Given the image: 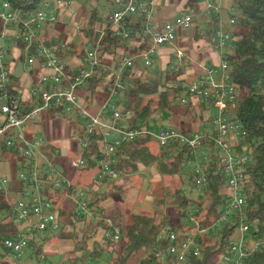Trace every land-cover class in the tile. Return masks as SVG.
Wrapping results in <instances>:
<instances>
[{
  "label": "built area",
  "instance_id": "built-area-1",
  "mask_svg": "<svg viewBox=\"0 0 264 264\" xmlns=\"http://www.w3.org/2000/svg\"><path fill=\"white\" fill-rule=\"evenodd\" d=\"M172 0H114V6L109 13L105 26L97 29L99 38L95 45L89 44L84 58V66L79 68V75L73 76L66 70V65L60 59V53L67 48L66 44L59 47L46 45L36 36V31L45 25L58 23L57 14L42 9L27 16L19 11H13L6 4H0V23L4 26L13 25L18 27L17 39L25 45L30 65L42 61L45 69L51 74L41 78L40 90L33 91L38 96V103L29 110L19 98L13 97L10 93L12 85L11 72L5 62V52L0 46V141L7 148L15 151L21 158L26 159L31 165L22 172L20 178L34 185L35 190L29 197L22 199L14 205L16 222L21 229L14 238L5 241L7 249L16 255H25L30 243H34L40 233H57L61 231L62 224L60 214L55 205L46 196H43L44 186L41 184L40 169L37 165L38 155L45 145L42 138L30 137L26 131L29 123L40 119L43 112L63 107L66 114L78 113L85 118L87 123L81 127V140L79 141L80 154L77 159H71V164L79 169L87 167L85 155H90L93 162L100 165V172L97 175L98 183L107 178H117L119 173L111 169L116 163V154L119 149L128 143L140 138H149L156 142L159 149L172 147L169 156H172L175 149L181 152L186 151L187 159L184 165L193 166L194 184L203 193L206 192L208 179L207 169L212 161L208 142H213L216 148L218 172L225 176L226 181L223 189L226 204L223 206L219 216L214 218L207 225H202L193 211H190L185 219V229L175 231L171 227H164L159 233V239L169 242L166 249H159L157 257L161 264H187L191 257L202 256L203 245L200 237L216 236L220 234L227 225L235 224L233 235L227 239V247L216 257V264H245L246 261L260 251V241L253 239L251 235L252 225L245 216L246 200L244 193V180L246 170L253 162L251 152L238 153L236 145L244 141L246 133L242 131L241 125L235 120V109L240 99V87L233 82L232 68L228 58L223 59L220 65H204L193 61L187 52L177 46L180 30L189 31L193 25V15L187 12L176 16L171 21L159 22L157 10L160 4H168ZM199 10L206 15H220L223 6L220 0H195ZM57 4L64 5L72 0H56ZM141 17L144 22V40L152 46L136 56L123 54L114 65H110L99 56L100 43L107 30L113 31L123 40H129L131 32L127 27V19ZM235 24V19L231 20ZM80 29V28H78ZM208 44L223 54L233 50L235 38L220 27H214L211 31L204 33ZM172 47L176 65L175 72L181 69L184 71L193 68L194 78L189 79L188 73L180 81L184 95L181 104L186 106L189 102L198 106L199 114L211 115V109L217 111L213 117L210 127L203 130L189 129L181 131L174 128H151L131 129L129 120L133 116L132 110L124 109L118 105L116 100L124 102L125 94L129 89L134 88L131 77L124 79V73L128 68H134L136 60L141 59L144 68H151L153 61L158 56V49ZM35 52L31 54V49ZM175 68V69H174ZM100 70L108 74L109 78L115 77L112 91L109 94V101L96 114L92 115L79 102L78 91L91 78L94 73ZM71 71V70H70ZM68 83V85H65ZM188 94L191 99L186 97ZM116 98V100H114ZM196 103V105H195ZM202 104L208 106L207 111L201 110ZM200 106V107H199ZM201 110V112H200ZM10 130L15 135H10ZM76 140V132L73 134ZM98 137L101 159L92 154L91 138ZM47 175L53 180V186L57 190L71 189L73 183L66 178L64 172L60 171L53 164H49L42 176ZM6 183V181H5ZM72 197L75 214L90 221L96 218L95 209L90 207V195L88 188L74 191ZM238 222L234 223V219ZM110 234H107V237ZM121 232L115 230L116 242L120 240ZM41 259L45 257L42 255ZM42 264H52L43 262ZM94 264H104L97 261Z\"/></svg>",
  "mask_w": 264,
  "mask_h": 264
},
{
  "label": "trees",
  "instance_id": "trees-1",
  "mask_svg": "<svg viewBox=\"0 0 264 264\" xmlns=\"http://www.w3.org/2000/svg\"><path fill=\"white\" fill-rule=\"evenodd\" d=\"M9 3L13 11H19L22 15L36 13L42 9H48L47 4L56 2V0H0ZM114 4V0H107ZM231 7L238 12L237 15V31L235 36L234 52L228 57L229 63L233 67V82L240 87V99L235 109V120L241 125L242 131L246 133L244 141L237 144L236 151L240 154L251 152L254 160L246 170V178L244 180V193L246 200L245 216L249 224L252 225L251 235L253 239L263 243L262 249L254 256L250 257L245 264H264V0H230ZM189 7L193 12H198L199 8L195 0H190ZM133 17L127 19V27L131 32L130 40H123L113 31L107 30L105 36L100 43L99 56L101 58L111 57L114 61L118 60L123 54L130 53L133 56L139 55L151 48V44L144 40V22L141 17ZM213 24L208 27L212 29L217 24V19L213 20ZM102 23L96 9L90 15L87 28L84 30L86 37L94 46L99 35L96 33L97 26ZM10 26V25H9ZM194 38L199 40V27H193ZM128 42H134L135 46L130 49ZM24 47V44L21 43ZM75 47V45H72ZM68 47H71L68 45ZM34 48L32 49V52ZM69 51L60 53V59L63 62ZM76 55H78L76 51ZM66 70L72 75L78 76V71H70L66 64ZM168 76L164 83L142 81L134 75V68L126 69L124 79L131 77L134 82V88L129 89L125 94L124 102L118 103L124 109L133 111V116L129 120V128L154 129L152 123L155 115L160 113L170 114L179 121L187 120L188 122L204 121L202 114H198L192 106V103L184 107L181 104L183 88L181 80L184 70L175 72L173 69L168 70ZM115 77L109 78L108 74H103L97 70L94 75L86 81L82 89L92 94L106 93L110 94L114 84ZM68 85V83H65ZM13 97H17V93L10 88ZM180 108V110H178ZM203 111L205 106H202ZM62 114H66L63 107L58 109ZM70 117V116H68ZM169 117V116H168ZM168 117H165L167 119ZM72 120V119H71ZM181 131H185L182 128ZM92 154L101 159L99 151L98 137L91 138ZM151 139L140 138L134 142L123 145L116 154V163L111 169L117 171L119 175L130 176L136 174L140 167L157 164L159 170L164 175L175 176L184 171V160L187 159L186 151L181 152L178 148L172 156V147L154 151L151 148ZM210 152L212 153V161L207 169L208 185L206 192L197 200H191L185 194L184 189L176 188L170 194L168 204L174 206L177 214V220L172 223L170 218L164 217L160 221H156L155 217L148 214L138 213L133 218L131 225H121L116 219L108 216L103 204L116 196L122 195L123 190L120 187L110 185L109 189L101 191L95 189L96 186L108 184L111 182L107 178L102 183H98L97 177L94 183L88 186V194L90 195V207L95 209L96 218L94 221L85 223L81 216L75 213L68 217V225L71 227L70 232H64V229L57 234L60 239L72 240L74 242V252L77 254L76 260L70 264H84L86 261L91 263L101 259L106 251L113 247V251L117 253L116 257H111L107 264H128L132 257L137 254H145L140 264H161L157 257L159 249H166L169 242L165 239H159V233L164 227H171L175 231L185 229V219L190 211H193L202 225H207L213 218L219 216L226 199L222 193V187L226 178L218 172V158L216 148L213 142H208ZM16 154L6 145L0 146V162L5 153ZM87 160V168L95 167L96 162L92 161L90 155H85ZM55 163V162H54ZM30 166L26 159L23 160V169ZM45 164L42 165V167ZM189 176L192 172L187 173ZM45 183L44 193L49 198H55L51 193L53 187L52 180L46 175L40 178ZM194 182V181H193ZM194 184H192V187ZM26 185H23V190ZM0 194L2 192L0 191ZM9 209L11 217H15L10 206L5 205ZM3 210V209H2ZM61 216L65 213L60 211ZM83 223V227L78 230L77 224ZM238 220L235 218L234 223ZM235 224L227 225L223 231L216 236L200 237L199 240L203 245L202 256L200 258L191 257L187 264H216V257L222 253L227 247V239H229L235 231ZM119 229L121 237L119 241H115V230ZM4 230H2L3 232ZM104 231L110 236L105 237L102 242H98L99 234ZM0 232V250L11 252L5 246V241L15 237V234ZM93 242L92 248L90 243ZM34 255H40L41 250L34 247Z\"/></svg>",
  "mask_w": 264,
  "mask_h": 264
},
{
  "label": "crops",
  "instance_id": "crops-1",
  "mask_svg": "<svg viewBox=\"0 0 264 264\" xmlns=\"http://www.w3.org/2000/svg\"><path fill=\"white\" fill-rule=\"evenodd\" d=\"M184 4L187 5V8L185 6L184 10L186 9V12L191 10L189 7V1L188 0H182ZM223 9L220 14V18L217 20L216 27H220L226 32H229L231 35L233 34V25L231 24V20L234 19L232 15V7L230 5V0H220ZM73 3V2H72ZM72 3H66L62 6H57L56 2H52L50 4H47L48 10L54 12L55 9L58 11L57 17H58V23L53 25H45L40 27L36 31L37 38L44 42L46 45H54L56 47H59L61 44H66L67 48L66 51H69L67 56L65 57V60L63 63L69 66V69L73 72L78 71L79 68H82L84 64V60H82V56H80V51L83 50V47L89 46L91 44L90 40L86 37L84 30L87 28L88 20H85L82 24L81 21V10L84 9V7H80V5L72 4ZM73 6V7H72ZM174 9L171 7L170 2L168 4L162 5L160 4L157 10V20L159 22H167L169 20L168 17L172 15V11ZM230 11V14H229ZM200 12L199 17L193 15V18L195 16V24L194 27H199V34L201 37V34H204L207 31H211L208 26L213 24V20H208L205 13L201 12V10H198ZM55 13V12H54ZM190 13H194L192 10ZM228 15L232 18H228ZM173 17V16H172ZM171 18V17H170ZM78 23V24H77ZM214 26V27H215ZM102 27V25H98L97 29ZM80 28V29H78ZM82 31V32H81ZM80 33V34H79ZM97 33V32H96ZM19 34V30L15 26H3L0 23V46L5 52V62L8 65L11 77H12V85L11 88H13L17 93V98L20 99L26 105L27 108L32 109L37 103H38V96L33 95V91L40 90V84H41V78L44 75L51 74V71L48 69H45L42 61H37L34 64L30 65L28 63V53L24 50V47L21 46V43L17 36ZM235 40L237 38L232 35ZM180 43H191V53H187L191 56L192 59L196 60V56L198 53L206 55V60L204 62L199 63H205L209 65H220L223 61V54L219 51L213 50L206 39L204 37H201L199 40H195L194 38V30L186 31V30H180L178 35V45ZM71 46V47H68ZM72 45H75L73 47ZM85 45V46H84ZM83 46V47H82ZM128 46L130 49H133L135 46L134 42H128ZM76 51L78 55H76ZM229 54L232 53V51L228 52ZM160 60L163 62L167 61V64L169 67H173L176 65V59L173 55V48L168 47H161L158 49V56ZM171 58L174 59L175 65L171 64ZM104 61L110 65H114V60L111 57L104 58ZM171 65V66H170ZM143 69L144 66L142 67ZM189 69V68H188ZM186 69V71L188 70ZM135 70V68H134ZM193 73V70L190 71ZM137 79H139L141 76L138 75V72H134ZM194 75L192 74L189 79H193ZM141 80V79H140ZM94 96H97L103 101V105L107 101L108 94L106 93H97L92 94L90 92L84 91L82 88L78 91V98L79 102L84 105L83 107L87 109L92 114H97L100 111L99 101L94 100ZM204 112V111H203ZM198 113V112H197ZM199 114V113H198ZM204 120L211 121L213 118V113L211 115L202 113ZM70 116V117H68ZM61 117L63 119H55ZM79 114H62L58 109H51L43 112L40 119H38L35 122L29 123L26 126V131L30 137L42 138L45 140V145L40 151V154L44 158L49 159L48 161L55 162L60 165L61 169H63L65 172L64 174L67 176L66 178L69 179L70 182L73 183L74 191L83 190L88 188V186L91 183H94V180L96 178V175L92 178V182H87V172L93 170L94 168L91 167L86 170L85 172H81L79 170H75L71 165L69 164L70 160L75 157H79L80 149L77 142L73 140V134L74 131L81 128V122L79 119ZM72 119V120H71ZM0 118V123H1ZM186 123H188L187 120ZM57 122H60V125H58ZM204 124L193 123L190 128L186 125L187 130L194 129V130H203L207 127H210V124L207 123L206 125L202 126ZM60 130L64 131V137H61ZM154 130H156L154 128ZM10 135L14 136L15 131L10 130ZM64 138H67L64 139ZM2 145V142L0 141V146ZM160 149L158 150V152ZM39 154V156H40ZM1 159V158H0ZM40 160L42 158L40 157ZM23 160L19 157V155L12 154V153H5L3 159L0 162V174H1V167L4 162H7L9 164V169L11 174H8V172L4 175H2L1 178H4L3 181H6L8 183V187L10 191L15 190V194L11 193V195H8L7 192L5 193L6 196L10 200V204H7L8 206H13L15 202L18 200H21L23 198L24 193H28L29 189L25 188L23 191V184L18 179L19 177V169L21 168L20 162ZM97 165V164H96ZM139 172V171H138ZM18 176V177H17ZM8 180V181H7ZM1 184V182H0ZM103 185H100L99 187H95V189H100ZM102 189V188H101ZM2 187L0 185V191L2 192ZM222 193H226V189L222 188ZM4 191V190H3ZM23 191V192H22ZM102 191V190H101ZM51 192L55 195V203L59 205V209L62 208V211L65 213L64 220H66L67 225L65 224L64 232H70L71 227L68 225V216L70 214L75 213L73 210V203L71 198L69 196L67 197L66 192L65 194L62 192V190L56 191L54 187H52ZM4 194V193H2ZM91 198V197H90ZM105 202L103 206L105 207ZM5 206V205H4ZM4 211H8L9 209L5 208ZM10 215V214H9ZM116 215V214H115ZM114 216V215H113ZM117 216V215H116ZM11 217V216H10ZM83 218V217H82ZM118 218V217H117ZM4 226L0 228V232L4 230L2 233H8L16 234L20 229L21 225L14 220L12 222V218H5L4 217ZM15 219V218H14ZM85 220V223L91 222L88 218H83ZM95 220V219H94ZM92 220V221H94ZM124 225H131L128 216L124 214L123 219ZM83 223L77 224V229L80 230L83 227ZM2 224V225H3ZM107 237V233L102 231L98 238V242H102L103 239ZM33 246L40 249L41 253L40 255H35V258H30L29 256L32 255L34 250L30 247L27 249L25 256L20 257L19 255H16L12 252H8L5 250H0V264H42L40 259L43 255L45 257L42 262H50L52 264H70L76 260L77 254L74 252V242L72 240H66V239H60V237H57V233H40L37 235L35 242L33 243ZM93 242L90 243V248H92ZM38 257V259H37ZM34 262V263H32ZM89 263V262H88ZM87 264V263H86Z\"/></svg>",
  "mask_w": 264,
  "mask_h": 264
},
{
  "label": "rangeland",
  "instance_id": "rangeland-1",
  "mask_svg": "<svg viewBox=\"0 0 264 264\" xmlns=\"http://www.w3.org/2000/svg\"><path fill=\"white\" fill-rule=\"evenodd\" d=\"M188 1H189V5H190V0H188ZM72 2L74 4H76V6L80 5V7H84V9L81 10V12H82L81 13L82 17H81V21H80L81 24L85 20H88L90 18V15L92 14V11L94 9H96L97 12H98V16L102 20L101 25L105 26V24L107 22V19L109 17V13H110V11L112 10V8L114 6L110 2H107V0H72ZM4 3H6V2H1L0 4H4ZM170 5H171V7L174 10L172 11V15L170 16L171 18L168 17V19H167L169 21L174 19L176 16H179V15H181V14L186 12V9L184 10V7H181L183 5V6H185L187 8V5L184 4V2L182 0H172V1H170ZM57 6H62L63 7V5H59V4H57ZM54 12L57 13L58 11H56V9H55ZM190 12H191V10H190ZM191 14L199 17L200 12H195V14L194 13H191ZM229 14H230V11H229ZM232 15H234L233 18L235 19V24L233 25V28H232L233 29V31H232L233 34L232 35L235 36V32L237 31V28H238L237 27V21H236L238 12L236 10H234L233 8H232ZM195 16L193 18L192 28L189 31L193 30V27H194V24H195V21H194L195 20ZM206 16H207L208 20H214V19L218 20L220 18V15L210 14V15H206ZM228 18H232V17H230V15H228ZM10 26H13V25H10ZM201 37H205V35L201 34ZM129 40H130V38H129ZM129 40H126V41H129ZM177 46L179 48L185 50L189 54L191 53V49L193 50V48L191 47V43H183V44L180 43L178 45V40H177ZM234 47H235V45H234ZM25 49L26 48H25V45H24V50ZM212 49L215 50L214 48H212ZM87 50H88V46H85V47H83V50L80 51V56H82V60H84L85 55L87 53ZM215 51H217V50H215ZM34 52H35V49H34L33 52H32V49H31V54H33ZM233 52H234V48L232 50V53L231 54L226 53V56L223 59H226V57L228 58L229 56H231L233 54ZM126 55L127 56H133L130 53H128ZM188 56L191 58L190 55H188ZM195 58H196V60L192 59V58L191 59L193 61L199 63V62H204L207 57L204 54L198 53ZM171 64L175 65L174 59H172V58H171ZM203 64L211 66L209 64H205V63H203ZM143 66L144 65H143V62H142L141 59L136 60L134 68H135V71L138 72V75L141 76L139 79H141L142 81H151V82H160V83H164L166 81V78H167L168 72H169L168 70L173 69L172 67L171 68L169 67V65L167 64V61L163 62L162 60L159 59V57L153 61V64H152L151 68L143 69L142 68ZM230 66L232 68V78H233V67H232L231 64H230ZM192 70H193L192 67L189 68L187 71L185 70L184 71V75L186 76L187 73H188V76L190 78V76L192 75V73L190 71H192ZM182 95H184V93ZM186 97L188 99H191V97L188 94H186ZM93 99L96 100V101H99L98 108L102 109V107L106 103H108V101H109V94H108V97H107V101L105 102L104 105H103V101L100 98H98L97 96H94ZM114 100H116V98H114ZM116 102L119 103L120 101L118 102V100H116ZM195 105H196V103H195ZM186 106H184V107H186ZM192 106L195 109V111L198 112V110H197L198 106H194V105H192ZM202 106H205V104H202ZM202 106H201V110H202ZM208 109H209V107L205 106V111H207ZM178 110H180V108H178ZM201 110H200V112H201ZM211 113H213V117L217 116V111L215 109H211ZM92 115H96V114H92ZM165 117H168V118L165 119ZM55 119H57V121H58V119H63V118L58 117V118H55ZM79 119H80V122L82 123L81 126L82 127L85 126L86 123H87V120L85 118H82V117H79ZM57 123H58V125H60V122H57ZM193 123L194 124L198 123V125L202 123V124L206 125L207 123L210 124L211 121H209L207 119V120H204L203 122L194 121ZM193 123L190 122V121L188 123H186V121H184V120L183 121H181V120L179 121L173 115H170V114L166 115V114L160 113L158 115H155L152 125H153V127L156 130H158L160 128H174V129H178V130H180L182 128L183 130H187L186 125L189 126L188 128H190V126ZM204 125H202V126H204ZM80 130H81V128H79V129L74 131V132H76L77 138L75 140L74 137H73V140L75 142H77V144H79V141L81 140L80 134H78L80 132ZM59 132L61 133V137H64V135H63L64 131L60 130ZM64 139L67 140V138H64ZM151 148L154 151H158L159 150V146H158V144L156 142H152L151 143ZM41 155H44V154L41 153L40 156L38 155L39 159H37V165H38V167L40 169V177L41 178L44 177V176H42V172H45L47 170L48 165L50 163L53 164L54 166H56L60 171L65 172L63 169H61L59 164L51 162V161H48L49 159H46V157L44 158ZM40 157L42 158V160H40ZM77 158L78 157H75V158H72V159H77ZM21 159L24 160L23 158H21ZM21 163H22V161L20 162V166L22 165ZM29 164L31 165V163L28 162V165ZM43 164H45V166L42 167ZM69 164L75 170L76 169L79 170V168L74 167L71 164V162H69ZM22 166L19 169V177L18 176L17 177H18V179L21 181V183L23 185H26L25 188L29 189V192L28 193H24V195H23L24 197L21 198V200L25 199L26 197H29L30 193H32L35 190L34 185H32V184L28 183V181L23 180V179L20 178L22 172H24V171H26V169H28V168L23 169ZM184 166H185L184 167L185 173L182 172V173L177 174L175 176L164 175L159 170L158 165L154 163V164H151L149 166L140 167L139 172H137L136 174H133V175H130V176L119 175L115 179L109 178V180L111 182H109L108 184H104L102 187H100V190L105 191V190L109 189L110 185H114V186L120 187L124 192H123L122 195L116 196L115 198L110 199V200L107 201V203L105 204V209H106V212H107L108 216L111 217L112 220L116 219L117 220L116 222L121 224V225L125 224V223H123L124 222L123 221L124 214H126L128 216V218H129L130 222L133 223V218L138 213L148 214V215H150L152 217H155L156 221H160L164 217H167V218L171 219L172 223H175L176 220H177L176 211L174 209V206L168 204V200L170 198V194L173 192V190L176 189V188L184 189L186 196L188 198H190L191 200H197L202 195L201 189L197 188L195 186L194 182H193L194 181L193 180L194 179V174L192 173L191 176H189L187 174L188 172H193V166L192 165H190V166L184 165ZM86 168H84V169H86ZM93 168H94L93 170L87 172V182L88 183L89 182L91 183L92 182V178L95 175L97 177V175L100 172V165L98 163ZM84 169H80L79 171L85 172L86 170H84ZM7 172H8V174H11L10 169H9V164L7 162H4L2 167H1V174H0V182H1L0 185H1L2 189L4 190V191L2 190V193H4V194H0V228H2L4 226V224H3V222L5 220L4 217L6 219L7 218L8 219L12 218L13 219L12 222L15 220L14 217H10L11 215H9L8 211L2 210V209H5L4 205L10 204V200L6 196L5 193L7 192L8 195H11V193L15 194V192H14L15 190L10 191L9 187H8V183H5V181H3L4 178H1L2 175L6 174ZM39 181H41V180H39ZM41 184L45 188V183H43L41 181ZM52 184H53V180H52ZM192 184H194L193 187H192ZM55 190L59 191L57 189H55ZM62 192L64 194L66 192L67 197L69 196V198H71L72 203H73V205H72L73 206V210L75 212L74 202H73V199H72V197L75 194L74 189H72V190L71 189H64V190H62ZM42 194H43V196H45V197L47 196L49 198L48 195L43 193V190H42ZM55 199H56V197L55 198L53 197L50 200L55 205V207L57 209V212H59V214H60V211H62V208L59 209V205L57 203H55L56 202ZM18 201H20V200H18ZM15 204H16V202H15ZM14 205L11 206V209L13 210V213H14ZM60 217H61L60 221H61V224H62V229H61V231H62L64 229V227H65V224L67 225V223H66V220H64V217H62L61 215H60ZM81 218H82V216H81ZM68 219H69V217H68ZM61 231H58L57 234H59V232H61ZM30 244H32V243H30ZM29 248H30V245H29ZM32 249H34V248H32ZM19 256L23 257L25 255H23V256L19 255ZM116 256H117V253L114 252L113 251V247H111L110 249H108V251H106L104 256L101 259L97 260V261H100V262H102L104 264H107L111 257H116ZM29 257L33 259V258H35V255L32 253V255L29 256ZM144 257H145L144 253L137 254L135 257H132L129 260L128 264H140L141 259H143ZM37 259H38V257H37ZM40 261H41V263H43L41 259H40ZM96 262H94V263H96ZM32 263H34V262H32ZM86 263L87 264H94V263H91L90 261H86L84 264H86Z\"/></svg>",
  "mask_w": 264,
  "mask_h": 264
},
{
  "label": "bare ground",
  "instance_id": "bare-ground-1",
  "mask_svg": "<svg viewBox=\"0 0 264 264\" xmlns=\"http://www.w3.org/2000/svg\"><path fill=\"white\" fill-rule=\"evenodd\" d=\"M4 4L8 5L10 7V9H12V7H11V5L9 3H4ZM262 245H263V243L260 241V249H262Z\"/></svg>",
  "mask_w": 264,
  "mask_h": 264
}]
</instances>
